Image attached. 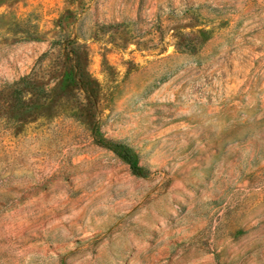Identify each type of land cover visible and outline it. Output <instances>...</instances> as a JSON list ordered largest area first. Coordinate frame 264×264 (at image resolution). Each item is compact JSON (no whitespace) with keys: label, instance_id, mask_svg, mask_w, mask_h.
Listing matches in <instances>:
<instances>
[{"label":"rangeland","instance_id":"obj_1","mask_svg":"<svg viewBox=\"0 0 264 264\" xmlns=\"http://www.w3.org/2000/svg\"><path fill=\"white\" fill-rule=\"evenodd\" d=\"M0 264H264V0H0Z\"/></svg>","mask_w":264,"mask_h":264},{"label":"trees","instance_id":"obj_2","mask_svg":"<svg viewBox=\"0 0 264 264\" xmlns=\"http://www.w3.org/2000/svg\"><path fill=\"white\" fill-rule=\"evenodd\" d=\"M97 142L114 152L126 165L129 166L130 171L135 176H142L144 169L140 165L139 158L133 153L131 148L121 143H114L103 139H97Z\"/></svg>","mask_w":264,"mask_h":264}]
</instances>
